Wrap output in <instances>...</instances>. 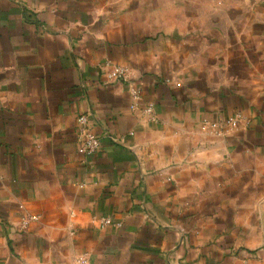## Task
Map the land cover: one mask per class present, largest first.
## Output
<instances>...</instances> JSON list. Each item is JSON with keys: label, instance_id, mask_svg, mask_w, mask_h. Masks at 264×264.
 Here are the masks:
<instances>
[{"label": "crops", "instance_id": "crops-1", "mask_svg": "<svg viewBox=\"0 0 264 264\" xmlns=\"http://www.w3.org/2000/svg\"><path fill=\"white\" fill-rule=\"evenodd\" d=\"M80 258L264 264V0H0V264Z\"/></svg>", "mask_w": 264, "mask_h": 264}, {"label": "built area", "instance_id": "built-area-1", "mask_svg": "<svg viewBox=\"0 0 264 264\" xmlns=\"http://www.w3.org/2000/svg\"><path fill=\"white\" fill-rule=\"evenodd\" d=\"M128 68L122 65H115L108 73V77L112 80H127ZM132 103L131 108L135 109L141 99V90L139 87H134L131 91ZM153 109V103H150L146 107V112L150 113ZM249 120L241 113H236L226 119V126L229 130L236 129L241 125L248 124ZM78 125V151L82 155H92L101 148V140L96 135L89 125L88 115L86 113L80 114L77 119ZM214 126H217L214 124ZM36 216H30L25 219L24 225H27L31 220H35ZM102 225L113 224V221L109 217L102 218ZM78 264H87L86 258H80Z\"/></svg>", "mask_w": 264, "mask_h": 264}]
</instances>
